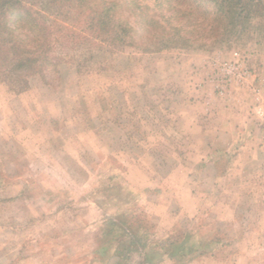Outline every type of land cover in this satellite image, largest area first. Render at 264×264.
<instances>
[{
    "label": "rangeland",
    "instance_id": "obj_1",
    "mask_svg": "<svg viewBox=\"0 0 264 264\" xmlns=\"http://www.w3.org/2000/svg\"><path fill=\"white\" fill-rule=\"evenodd\" d=\"M116 1L133 45L49 7L53 66L0 80V264H264V19L220 40L211 0ZM140 11L193 43L149 50Z\"/></svg>",
    "mask_w": 264,
    "mask_h": 264
},
{
    "label": "trees",
    "instance_id": "obj_2",
    "mask_svg": "<svg viewBox=\"0 0 264 264\" xmlns=\"http://www.w3.org/2000/svg\"><path fill=\"white\" fill-rule=\"evenodd\" d=\"M211 1L214 3L216 25L207 30L209 37L230 39L246 32L254 18L264 19V0ZM124 6L125 3L116 0H0V80L23 92L27 88L28 78L41 75L53 66L52 51L56 38L53 37V23L56 21L50 22L49 7L57 9L55 15L79 8L84 30L95 41L133 45L138 32L125 16ZM136 23L149 40V50L188 47L194 41L193 31L173 26L167 18L161 22L148 12L140 11ZM20 28L27 31V36L17 32ZM69 31V36L74 40L82 37L75 30ZM114 226L118 227L116 224ZM127 231L132 233L130 226ZM135 242L130 240V244ZM156 252L155 248L146 252L145 262L153 263ZM164 253L170 260H175L177 253L181 259L204 252L194 250L185 241L175 240L164 249Z\"/></svg>",
    "mask_w": 264,
    "mask_h": 264
},
{
    "label": "built area",
    "instance_id": "obj_3",
    "mask_svg": "<svg viewBox=\"0 0 264 264\" xmlns=\"http://www.w3.org/2000/svg\"><path fill=\"white\" fill-rule=\"evenodd\" d=\"M235 57H239V54L235 53ZM239 68H240L239 64H229V65H224V67L222 69H224L226 71V73H232L234 70H237ZM246 76H249L248 72H246V73L244 72L243 73V77H246ZM241 79H246V78H241Z\"/></svg>",
    "mask_w": 264,
    "mask_h": 264
}]
</instances>
